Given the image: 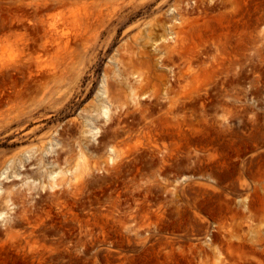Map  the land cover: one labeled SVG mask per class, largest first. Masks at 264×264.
Returning <instances> with one entry per match:
<instances>
[{
  "label": "rangeland",
  "instance_id": "obj_1",
  "mask_svg": "<svg viewBox=\"0 0 264 264\" xmlns=\"http://www.w3.org/2000/svg\"><path fill=\"white\" fill-rule=\"evenodd\" d=\"M0 264H264V0H0Z\"/></svg>",
  "mask_w": 264,
  "mask_h": 264
}]
</instances>
